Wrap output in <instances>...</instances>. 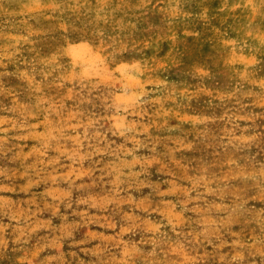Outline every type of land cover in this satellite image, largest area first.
Instances as JSON below:
<instances>
[{
	"label": "rangeland",
	"instance_id": "rangeland-1",
	"mask_svg": "<svg viewBox=\"0 0 264 264\" xmlns=\"http://www.w3.org/2000/svg\"><path fill=\"white\" fill-rule=\"evenodd\" d=\"M0 264H264V0H0Z\"/></svg>",
	"mask_w": 264,
	"mask_h": 264
}]
</instances>
